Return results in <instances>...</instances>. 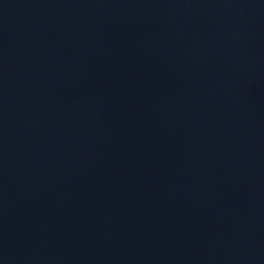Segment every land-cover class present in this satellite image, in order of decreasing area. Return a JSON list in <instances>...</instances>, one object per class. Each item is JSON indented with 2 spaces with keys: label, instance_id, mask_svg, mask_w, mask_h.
Listing matches in <instances>:
<instances>
[{
  "label": "water",
  "instance_id": "obj_1",
  "mask_svg": "<svg viewBox=\"0 0 264 264\" xmlns=\"http://www.w3.org/2000/svg\"><path fill=\"white\" fill-rule=\"evenodd\" d=\"M0 264H264V0H0Z\"/></svg>",
  "mask_w": 264,
  "mask_h": 264
}]
</instances>
